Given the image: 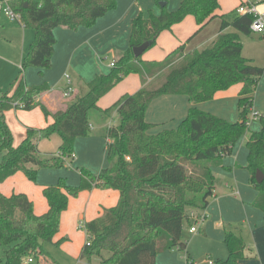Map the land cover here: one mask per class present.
I'll return each mask as SVG.
<instances>
[{
	"label": "trees",
	"instance_id": "trees-1",
	"mask_svg": "<svg viewBox=\"0 0 264 264\" xmlns=\"http://www.w3.org/2000/svg\"><path fill=\"white\" fill-rule=\"evenodd\" d=\"M117 0H17L16 10L22 22L35 33L22 68L52 67L55 51V29L77 31L91 28L97 20L116 9ZM219 0H183L175 11L163 7L159 16L139 15L132 26L129 49L115 61L108 74L98 75L87 86V92L66 110L55 114L38 102L49 86L27 87L17 79L15 94L3 93L0 102V183L18 172L35 182L43 169H62L74 155L75 143L91 133L89 114L99 110V101L131 74L141 76L143 88L125 95L103 112H117L120 124L108 131L107 158L110 168L93 174L81 169V184L69 186L61 178L56 186L43 193L49 211L37 216L34 204L25 194L6 197L0 193V247L4 258L0 264H22L26 257L34 260L48 257L47 246L59 233L61 216L70 198L83 191L113 189L120 192L119 204L106 209L103 216L85 225L88 240L81 260L93 264H158L160 253L177 248L187 250L183 241L185 222L190 211H204L215 189L211 165L230 154L236 143L249 131V117L254 108V94L264 69L243 56L241 34L251 35L254 17L239 15L228 21L222 17L221 34L204 51L185 53V46L171 52L162 62H144L134 49L150 42L151 49L159 36L188 16L196 18L202 29L216 17ZM233 28L235 33H226ZM147 50V51H148ZM149 79L151 81L149 82ZM157 84L155 88H149ZM242 84L239 122L231 123L197 108L214 99L221 91ZM186 96L191 108L177 129H163L156 134L155 125L146 120L150 105L162 96ZM40 106L53 122L36 130L29 128L26 138L15 147L5 112L17 108L33 110ZM261 130L252 132L248 141V169L251 183L259 192L256 206L264 213V181L258 183V172L264 174V115ZM58 135L62 144L58 154L45 156L39 142ZM129 158V160H128ZM188 165L202 166L196 174ZM228 257L213 264H242L245 258L243 239L231 230L225 233ZM108 254V256H105Z\"/></svg>",
	"mask_w": 264,
	"mask_h": 264
},
{
	"label": "crops",
	"instance_id": "crops-1",
	"mask_svg": "<svg viewBox=\"0 0 264 264\" xmlns=\"http://www.w3.org/2000/svg\"><path fill=\"white\" fill-rule=\"evenodd\" d=\"M182 1L117 0L116 9L99 18L91 28H80L77 31L57 28L54 32L56 44L52 67L44 71L43 74L37 68H29L25 71L23 78L17 76L16 70L19 69V65L28 53L35 33L25 26L14 23V28L10 30L12 33L10 43L13 46L0 50V62L14 70L12 77L8 74L6 78L0 73V102L5 91L10 90V97L15 94L16 88L13 85L17 79H22L27 87L49 86V91L40 96L38 102L44 105L50 113L55 114L66 110L86 94L87 86L92 80L98 75L111 72L110 63L113 61L108 63V58L116 61L129 49L133 21L139 15L143 14L146 18L149 17V14L159 16L165 6L167 10L170 7L172 12L180 7ZM243 1L241 0V3ZM262 1L259 10L261 6H264V0ZM160 2L165 5L161 6ZM222 17L226 18L217 10L216 17L201 29L194 18L188 16L183 23L173 26L171 30L164 31L157 39L155 48L146 51L142 60L148 63L157 62L183 45L185 53L204 51L221 34ZM218 19L220 22L215 21ZM7 21L10 22L9 19ZM235 32L233 28L226 30V33ZM253 34L254 32L249 36ZM243 36L247 35L241 34V38ZM243 56L260 67L255 63L257 57L250 56L246 52L244 44ZM0 67L3 71L7 70L1 64ZM260 68L264 69V67ZM131 77L133 80L120 83L99 101L98 112L109 109L123 96L133 95L143 88L140 75L131 74ZM261 80L254 94V102ZM150 81L151 79H149ZM122 85H124L123 88H121ZM242 88L243 85L238 84L227 91L218 92L213 100L200 103L197 108L226 121H231V123L239 122L240 108L237 109L235 103L240 100ZM67 93L69 96H66ZM191 106L192 104L186 96L170 95L157 98L150 105L146 115L147 122L155 125L151 133L156 134L163 129L176 128L187 117ZM39 107L32 111L40 110ZM256 108L264 115V105L260 101H257ZM14 109L6 111L5 116L13 134L15 147L19 146L26 138V129H42L53 122L52 116L45 117L41 111L32 116L23 114L25 112L21 111L24 110H17L12 115L10 111ZM236 110L239 111L238 120L236 119ZM30 113L32 112L30 111ZM112 116L118 117V123L111 125L106 132L100 131L99 125L90 123L91 129L95 130L93 135L76 140V159L71 164V167L76 169L74 172L65 169H43L38 173V185L29 182L24 174L18 172L5 182L0 183V193L6 197L25 194L33 202L37 216L46 214L49 211V204L43 191L47 187L55 186L59 178H67L69 186H79L82 179L81 169L99 174L103 169L111 167H107L105 161V155L107 158L106 147L109 142L108 131L111 127L120 124L118 113L115 112ZM16 117L22 125L19 132L15 131V126L12 124ZM260 130L259 120L252 122L249 125V131L236 143L232 152L222 156L211 165L215 179L213 196L209 199L208 207L204 211L194 210L206 217V222L198 230L199 237L209 245L216 244V248H220L218 255L220 254L221 260L227 259L229 255L224 239L226 231L231 230L239 235L245 243V258L242 264H264V213L255 205L259 192L251 183L252 175L248 169V141L252 132ZM61 144V138L58 135H53L49 139L39 142V151L45 156L55 155L58 154ZM119 201L120 192L113 189L93 188L81 192L78 197H71L68 209L61 216L59 233L55 236L54 243L46 248L49 253L48 257L42 258L40 261L34 260L31 264H64L63 259L57 260L52 256L51 250L55 248L61 250L62 255L66 257L70 258L71 256L73 259L80 257L78 264H87L81 260L87 235L78 230L80 223L86 225L101 218L106 209L116 207ZM188 222L190 226H193L192 221ZM191 234L196 235V233ZM186 243L188 258L192 260L188 251V242Z\"/></svg>",
	"mask_w": 264,
	"mask_h": 264
},
{
	"label": "rangeland",
	"instance_id": "rangeland-1",
	"mask_svg": "<svg viewBox=\"0 0 264 264\" xmlns=\"http://www.w3.org/2000/svg\"><path fill=\"white\" fill-rule=\"evenodd\" d=\"M161 3L162 2H160V5H161ZM241 4H242L241 0H219V5H220V7L218 9L219 14H224L226 16V19L232 20L237 16V9L239 8V6ZM170 10L171 9L169 7L168 11H170ZM260 12L264 13V6H261ZM149 16H150V14H149ZM192 18H194L196 24L199 26L196 18L193 16H192ZM6 19L7 18H5V17L0 18V50H3L5 48H11L13 46L10 43V37L12 36V33L10 30H12V28H14V25H13L14 23L20 24L18 22H13V21L9 20L10 22H12V23H10L7 21L8 19L7 20ZM215 21L220 22V19L215 20ZM183 22H181V23H183ZM181 23H179V24H181ZM20 25L24 26V24H20ZM30 30H31V32H33L32 29H30ZM242 42L246 47V52L250 56L257 57V61L255 60V63L257 65H259L260 67H264V35L254 33L252 36H243ZM152 49H153V47H152ZM165 59H166V56L161 58L157 62H162ZM111 61H114V60L109 59V58L107 59L108 63ZM0 64L7 68L6 71L5 70L3 71L2 68L0 67V73H2L6 78H7L8 74H10V76L12 77V75L14 74V70L11 67H8L7 65H4L1 62H0ZM22 65H23V60H22L21 64L19 65V69L16 70L17 76L20 78L24 77L25 71L27 69L35 68V67H28L25 70H23ZM20 66H21V68H20ZM126 80H133V77H131V75H129L128 77L124 78V80L122 82H125ZM122 82H120V83H122ZM156 85L157 84H153L149 88H155ZM123 86L124 85H122L121 88H123ZM9 91L7 90V92H9ZM7 92L5 91L4 93H7ZM259 93H260V95H259ZM257 101L258 102L260 101L262 103V105H264V77L261 80L259 91H258V94L256 95V99L254 102V109L256 107ZM235 106L237 109H239V102L238 101H237V103H235ZM39 109L40 110H38L36 112H34L32 110H24V109H17V110L18 111L24 110V111H21V112H25L23 114L32 115V116H34V114H37L40 111L42 114H44L42 108L39 107ZM17 110L14 109V110H11L10 112H12V115H14V113ZM255 110H257V108ZM30 111L32 113H30ZM98 111L92 110L90 112L89 118H90L91 124L99 125L100 131L106 132L107 129L111 125L118 123V117L116 118V116H112V115L109 116V115L105 114L103 111H100V112H98ZM26 112H29V113H26ZM236 115H237L236 119L238 120L239 119V111L238 110H236ZM17 117L15 118V121L12 122V124L15 126V131L19 132V129L21 128L22 125H21V123ZM21 120H22V118H21ZM179 126H180V124L174 129H177ZM36 130H39V129H36ZM27 132H28V130L26 129L25 133H27ZM93 132H95V130L91 129L90 136L93 135ZM74 155H75V151H74ZM75 159H76V156H75V158L71 157L68 160L67 165L62 169H51V170H63V169H65L69 172H74L76 169L72 168L71 164ZM105 161H106L107 167H110L111 165L114 166V163H110L108 161V159L106 158V155H105ZM188 167H189L190 171L196 172V174H202L204 172L202 166L198 167V166H194V165H188ZM46 170H50V169H46ZM21 173L24 174V176L27 178V180L29 182L38 185V176L39 175L37 176V180L35 182H33V181L28 179V177L25 175L24 172H21ZM60 179L61 178H59L57 184L59 183ZM64 179L66 180L67 184H69L68 179L67 178H64ZM205 219L201 220L198 224H195L194 222H192L193 226H190L188 221L185 222V229L183 232V241L188 242V251H189V254H190V257L192 260H189L187 251H179L177 248H174L173 250H168L166 252L160 253L157 257L158 264H191V263H193V264H211L210 262L215 263L218 260H221L222 258L220 256V254L218 255L220 248L219 247L216 248V246H215L216 244L209 245L206 241L204 242L198 235L199 231L196 233V235L190 233V230L192 227H196L199 230L200 226L206 222ZM78 230H81L82 232L86 233V235H87L84 223H80ZM87 240H88V235L86 237V242H87ZM4 252H5V250L2 247H0V259L4 258ZM51 254L57 260L63 259L64 264H78V259L80 258V257L79 258L76 257L73 259V257H71V256H70V258L68 256L66 257L65 255H62L63 252L61 250L56 249V248L51 250ZM105 256H108V254H106ZM100 262H101L100 259L95 258L93 261V264H100ZM81 264H83V263H81Z\"/></svg>",
	"mask_w": 264,
	"mask_h": 264
},
{
	"label": "built area",
	"instance_id": "built-area-1",
	"mask_svg": "<svg viewBox=\"0 0 264 264\" xmlns=\"http://www.w3.org/2000/svg\"><path fill=\"white\" fill-rule=\"evenodd\" d=\"M16 1L17 0H0V18L5 17L10 21L23 24L22 16L15 8ZM262 2V0H244L237 9V13L239 15L253 16L255 20L251 27L252 32L264 35V13H261L259 10V6ZM110 66L111 68L115 67V61L111 62ZM66 96H69V93H67ZM262 115V113L253 108L249 117L248 124L250 125L252 122L258 121L262 117ZM72 157L75 158V155H73ZM205 218V215H201L196 211H191L189 215L190 221L194 222L195 224H198L201 220H204ZM190 231L191 233H197L198 229L196 227H192ZM33 262L34 258L32 256H28L25 258L22 264H31ZM210 263L213 264V262Z\"/></svg>",
	"mask_w": 264,
	"mask_h": 264
},
{
	"label": "water",
	"instance_id": "water-1",
	"mask_svg": "<svg viewBox=\"0 0 264 264\" xmlns=\"http://www.w3.org/2000/svg\"><path fill=\"white\" fill-rule=\"evenodd\" d=\"M165 4H161V6H164ZM151 46V43L150 42H147L145 44H143L142 46L138 47V48H135L134 49V55L136 58H139L141 56H143V54L148 50V48ZM256 179H257V182L258 183H262L264 181V174L261 173V172H258L257 173V176H256Z\"/></svg>",
	"mask_w": 264,
	"mask_h": 264
}]
</instances>
